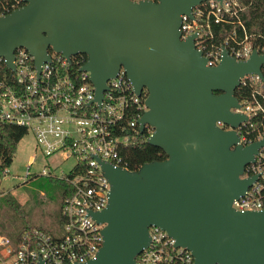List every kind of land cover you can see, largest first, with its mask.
Returning <instances> with one entry per match:
<instances>
[{
  "label": "water",
  "instance_id": "water-1",
  "mask_svg": "<svg viewBox=\"0 0 264 264\" xmlns=\"http://www.w3.org/2000/svg\"><path fill=\"white\" fill-rule=\"evenodd\" d=\"M205 1L23 0L0 11V57L9 67L20 47L39 69L50 49L68 58L86 54L81 70L90 72L98 102L122 68L138 95L149 92L140 133L152 127L147 141L167 157L130 170L96 156L111 184L107 206L93 213L105 224L103 245L75 264H137L151 226L189 249L195 264H264V208L233 206L263 174L246 175L264 136L243 144L238 128L249 116L235 109L242 106V79H264V53L254 49L238 60L224 48L220 63L208 65L195 44L198 33L183 39L181 31L183 15L192 17Z\"/></svg>",
  "mask_w": 264,
  "mask_h": 264
},
{
  "label": "built area",
  "instance_id": "built-area-1",
  "mask_svg": "<svg viewBox=\"0 0 264 264\" xmlns=\"http://www.w3.org/2000/svg\"><path fill=\"white\" fill-rule=\"evenodd\" d=\"M241 8L240 0L202 2L193 8L192 17L183 15L182 38L198 33L195 44L207 56L208 65L220 63L224 48L238 60L248 59L256 48L246 32L242 40H237L238 33L234 30L220 46L215 47L212 43L214 25L224 21L227 15H236ZM231 41L235 43L231 44ZM49 53L50 60L40 69L34 56L24 47L15 51L14 68L0 57V125H19L33 132L37 149L46 156L61 153L64 159L74 158L75 163L68 172L55 174L58 166H47L40 172L62 178L68 184L61 205L63 221L58 234L34 227L23 231L15 240L0 236V264H40L41 260L46 264H75L96 257L103 245L105 224L99 223L93 213L107 206L111 187L96 156L114 166L129 169L119 151L121 145L130 143V137L116 131L125 129L124 117L131 113L132 106H136L139 113L128 125L140 132L139 118L148 109V90L144 88L138 95L123 68L117 77L107 82L109 89L98 102L90 72L81 70L87 61L82 64L76 55L68 58L53 49ZM242 83H250L255 89L251 97L240 100L242 106L235 111L247 114L250 122L259 111H264L258 99V94L262 93V78L250 74L242 79ZM220 124L225 128L226 124ZM242 126L238 128L241 142L251 143L248 136L251 130L244 132ZM147 128L153 132L152 127ZM263 136L262 131L257 139ZM262 158L263 151L255 163L247 166L246 175L260 171L263 174L245 196L233 201L235 209L264 208ZM27 175L32 174L27 171ZM150 236V245L137 256V264H195L192 252L177 246L176 239L166 230L151 226Z\"/></svg>",
  "mask_w": 264,
  "mask_h": 264
},
{
  "label": "trees",
  "instance_id": "trees-1",
  "mask_svg": "<svg viewBox=\"0 0 264 264\" xmlns=\"http://www.w3.org/2000/svg\"><path fill=\"white\" fill-rule=\"evenodd\" d=\"M241 9L238 10L234 16H226V19L219 24H215L213 29L215 37L213 38V44L215 47L220 46L224 43L225 39L232 33L237 31V40H242L245 36V32L250 35V41L254 48L260 52H264V0H240ZM24 5L23 0H0V11L2 14L11 12L13 9ZM210 42V39H208ZM211 43V42H210ZM231 41V44H234ZM229 48V47H228ZM76 59H80L82 64L87 61L86 54H78L75 56ZM264 73V68H263ZM254 86L250 83L241 84L237 90L236 95L239 100L251 97L254 91ZM262 93L258 94V99L264 109V79H262ZM132 111L129 115L124 117L125 129H117V133L130 137V143L127 145L120 146V154L123 156L124 162L130 170H138L142 165L147 162L155 160H164L167 155L165 152L152 144L147 139L150 136L151 129L147 128L143 133L134 131L129 127L128 123L132 119L137 117L139 110L136 106H132ZM242 130H251L248 134L252 141L257 140L260 132H264V111H259L257 115L251 118L250 122L242 126ZM28 133V130L19 125L13 124H1L0 125V169L6 173L7 166L13 161V156L16 152L17 145L21 139ZM264 152V149H263ZM262 170L264 171V158L261 159ZM56 178V177H50ZM58 179L64 186L63 196L66 194V188L68 184L62 178ZM264 192V191H263ZM9 203L15 208L17 212L25 219L22 207L17 203L16 199L11 197ZM63 221V215L61 214L60 222ZM34 227L29 225L27 220L18 234H11L12 239H17L23 231L32 230ZM41 229L47 230L40 227ZM48 231V230H47Z\"/></svg>",
  "mask_w": 264,
  "mask_h": 264
},
{
  "label": "rangeland",
  "instance_id": "rangeland-1",
  "mask_svg": "<svg viewBox=\"0 0 264 264\" xmlns=\"http://www.w3.org/2000/svg\"><path fill=\"white\" fill-rule=\"evenodd\" d=\"M36 145L34 133L28 132L18 143L7 172L0 169V236L18 234L25 220L53 234L60 232L64 186L40 172L44 167L58 166L55 174L60 175L62 171L68 172L75 160L64 159L61 153L46 156ZM27 171L32 175H27ZM11 197L21 205L25 219L9 203Z\"/></svg>",
  "mask_w": 264,
  "mask_h": 264
},
{
  "label": "flooded vegetation",
  "instance_id": "flooded-vegetation-1",
  "mask_svg": "<svg viewBox=\"0 0 264 264\" xmlns=\"http://www.w3.org/2000/svg\"><path fill=\"white\" fill-rule=\"evenodd\" d=\"M218 93H219V92H218ZM224 127H225L226 129L229 128V126H227V125H225Z\"/></svg>",
  "mask_w": 264,
  "mask_h": 264
}]
</instances>
